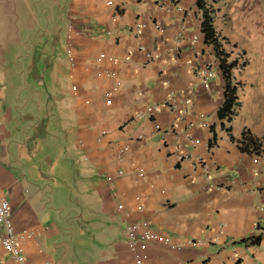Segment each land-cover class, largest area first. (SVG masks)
<instances>
[{"label":"crops","instance_id":"0c3cea01","mask_svg":"<svg viewBox=\"0 0 264 264\" xmlns=\"http://www.w3.org/2000/svg\"><path fill=\"white\" fill-rule=\"evenodd\" d=\"M196 1L64 0L32 17L28 0H0V193L13 230L33 233L21 244L28 264H133L124 239L133 222L182 244L148 243L143 264H264V139L246 122L234 128L238 114L216 118L223 82ZM202 3L219 36L217 3ZM35 24L52 49L63 41L68 64L44 60L39 77L30 61L27 80L10 64ZM100 53L119 64L96 63ZM204 66L214 75L208 90L197 76ZM102 68L120 80L110 106ZM149 106L152 116L134 117ZM242 130L260 141L258 155L239 151ZM51 133L58 141L45 139ZM119 146L128 148L121 162ZM0 264H12L1 248Z\"/></svg>","mask_w":264,"mask_h":264},{"label":"rangeland","instance_id":"374dc122","mask_svg":"<svg viewBox=\"0 0 264 264\" xmlns=\"http://www.w3.org/2000/svg\"><path fill=\"white\" fill-rule=\"evenodd\" d=\"M28 1L32 17L39 10L54 14L64 3V0ZM214 1L217 3L214 25L222 50L227 54V62L234 61L237 66V71L232 73L234 81L239 82L237 95L240 105L233 127L238 128L246 122L248 129L253 130L259 139H264V0ZM33 19L35 18H32L31 22ZM22 22L25 24V21ZM41 29L45 30L46 26H42ZM24 36L27 43L26 49L19 53V58L14 65L10 64L12 72L19 74V70L24 66L27 80H29L34 72L30 61L36 65L35 69L39 77H43L42 61L44 60L57 57L63 64H68L66 50L62 48L63 41L60 42V47L52 49L44 33L36 30V24L32 28H26ZM51 137L54 139L52 142L58 141L56 133H51L45 139L50 140ZM67 213L72 215L70 209L65 212Z\"/></svg>","mask_w":264,"mask_h":264},{"label":"built area","instance_id":"2783aa9c","mask_svg":"<svg viewBox=\"0 0 264 264\" xmlns=\"http://www.w3.org/2000/svg\"><path fill=\"white\" fill-rule=\"evenodd\" d=\"M142 25H136L137 29L142 28ZM68 58L71 61L72 57L70 52L68 51ZM127 57L124 58V61H127ZM96 63L100 65L107 64L110 66H117L119 62L105 54H98L96 59ZM198 71V70H197ZM98 75H102L107 79L112 80V86L103 92V99L104 104L106 106H110L111 99L113 94L117 91L120 87V80L118 79L115 72L107 70V69H100ZM197 76H199L201 80V85L204 90H208V84L212 81L214 75L210 71L208 66H204L197 72ZM184 103H188L187 100H184ZM157 109V106H149L146 107L142 114L137 113L135 114V118L140 117L141 115L147 114L148 116H152L153 111ZM131 120L121 125V129H125ZM153 129L159 131L157 125L153 126ZM161 140L164 139V136L167 132L162 131L161 133ZM106 135L105 131H100L96 142H100V140ZM184 138L188 139V141L193 144L194 140H191L187 135H184ZM139 139V138H138ZM127 146H119L116 150L115 159L117 162H121L125 153L127 152ZM117 175H120V171L116 172ZM140 176V174H139ZM107 181H111L110 178H107ZM116 211H122V206L117 205ZM126 215V212H124ZM32 232L28 230H22L20 232H15L13 230L12 222H11V215L8 202L5 200L3 195L0 193V248L8 254L12 264H28L23 256L21 250V244L28 238L32 236ZM124 239H125V246L129 253L133 254V264H143V257L138 252L144 251L148 243H158L165 246H171L175 248H180L182 244L172 245L171 240L165 236L160 235L159 233L152 231L148 228L146 222H133L126 224L124 228ZM191 246H194L198 242H185Z\"/></svg>","mask_w":264,"mask_h":264},{"label":"trees","instance_id":"16d2710c","mask_svg":"<svg viewBox=\"0 0 264 264\" xmlns=\"http://www.w3.org/2000/svg\"><path fill=\"white\" fill-rule=\"evenodd\" d=\"M196 8L200 12V32L203 37V43L211 46L212 51L218 61L219 76L223 82L222 102L216 111V118L220 122H231L232 118L236 116V112L239 109V102L237 101V87L238 84L233 83L231 76V70L235 66V62H226L227 54L222 50L220 40L216 35L213 28V10L210 7H205L202 0L196 1ZM225 131L229 132L226 128ZM230 139H232L229 136ZM238 149L241 152L248 153L250 155H258L260 153L261 143L260 141L251 136L248 130H242L240 138L237 142ZM251 245H255L259 238H248ZM245 240H241L240 243H244Z\"/></svg>","mask_w":264,"mask_h":264}]
</instances>
